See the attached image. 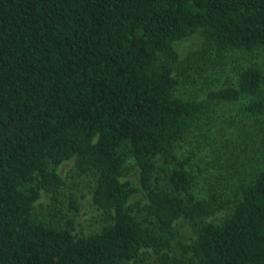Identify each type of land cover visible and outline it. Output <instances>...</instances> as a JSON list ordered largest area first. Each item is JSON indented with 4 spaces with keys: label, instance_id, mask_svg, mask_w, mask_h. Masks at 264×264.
<instances>
[{
    "label": "trees",
    "instance_id": "obj_1",
    "mask_svg": "<svg viewBox=\"0 0 264 264\" xmlns=\"http://www.w3.org/2000/svg\"><path fill=\"white\" fill-rule=\"evenodd\" d=\"M193 33L202 45L181 56L175 42ZM259 51L264 0H0V264H151V254L157 264H264V157L229 191L200 197L194 152L179 151L210 102L244 100L253 123L264 120V67L247 63L202 98L177 93L197 85L200 65ZM255 133L264 151L261 125ZM70 159L94 178L102 224L86 235L56 220L57 167ZM128 161L137 187L123 178Z\"/></svg>",
    "mask_w": 264,
    "mask_h": 264
},
{
    "label": "rangeland",
    "instance_id": "obj_2",
    "mask_svg": "<svg viewBox=\"0 0 264 264\" xmlns=\"http://www.w3.org/2000/svg\"><path fill=\"white\" fill-rule=\"evenodd\" d=\"M203 43L199 33H193L187 38L175 42L174 47L181 56L190 50H197ZM262 51L252 54L239 52L229 53L224 62L218 67L212 66V62L200 65L192 72L196 78V86L180 85L177 91L182 96H191L193 92L199 97L212 87H219L226 80H232L236 72L250 62H257L264 67V54ZM185 91V93H183ZM244 100L237 102L213 101L208 105L206 113L194 129L183 139L179 145V151L194 152V166L192 172L198 180L195 193L202 197L209 188L229 191L238 181L244 180L252 172L264 157V151L256 146L258 137L255 126L261 125L264 130V120L253 123V119L244 113L241 108ZM243 130L249 131L247 137H239ZM257 163V164H256ZM57 173L64 181L61 188V204L56 220L64 225L65 219L73 221V233L86 235L96 231L102 224L100 212L96 209L91 199V188L94 178L90 172L78 173L74 167L73 159L61 163L57 167ZM136 168L128 161L125 176L134 187L138 186ZM243 178V179H242ZM76 201V208L69 209V199ZM140 193L133 195L132 200L141 199ZM50 202L49 195L41 193L36 202V211L40 215L47 211L46 206ZM229 213L228 209L218 211L212 217L213 220H221ZM61 214L63 218L60 219ZM177 241H186L193 235V230L187 221H178ZM156 255L151 254L148 261L157 264Z\"/></svg>",
    "mask_w": 264,
    "mask_h": 264
}]
</instances>
